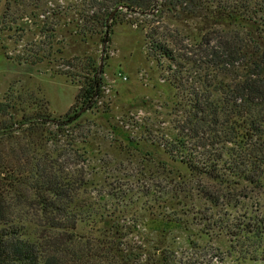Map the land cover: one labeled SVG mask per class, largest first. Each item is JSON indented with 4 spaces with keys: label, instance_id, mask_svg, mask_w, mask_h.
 Returning <instances> with one entry per match:
<instances>
[{
    "label": "trees",
    "instance_id": "trees-1",
    "mask_svg": "<svg viewBox=\"0 0 264 264\" xmlns=\"http://www.w3.org/2000/svg\"><path fill=\"white\" fill-rule=\"evenodd\" d=\"M83 11L76 26L83 37L103 33L109 42L116 24L140 27L148 54L166 64L167 80L182 91L185 107L169 154L188 155L190 142L191 159L180 161L191 173L261 182L264 0H87ZM184 21L194 24V46L171 26ZM82 70L75 102L63 117L33 92L15 95L9 88L0 101V264H138L146 251L128 240L138 219L125 223L106 200L122 203L137 192L92 197L87 168L62 143L65 136L87 161L82 118L104 90L96 62L85 59ZM254 260L264 264V248Z\"/></svg>",
    "mask_w": 264,
    "mask_h": 264
},
{
    "label": "rangeland",
    "instance_id": "rangeland-1",
    "mask_svg": "<svg viewBox=\"0 0 264 264\" xmlns=\"http://www.w3.org/2000/svg\"><path fill=\"white\" fill-rule=\"evenodd\" d=\"M86 2L0 0V101L9 88L15 95L33 92L63 117L90 58L104 94L103 103L82 118L87 161L65 136L62 143L87 168L92 197L108 190L137 192L122 203L105 199L125 223L138 219L128 240L151 254L146 260L143 253L138 264H259L254 258L264 248V178L248 185L193 174L180 161L191 159L190 142L188 155L169 154L166 146L176 142L185 108L182 91L167 80L166 64L148 54L144 29L116 24L109 42L103 33L80 35L76 26ZM171 26L194 46L193 22Z\"/></svg>",
    "mask_w": 264,
    "mask_h": 264
}]
</instances>
